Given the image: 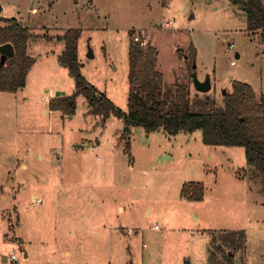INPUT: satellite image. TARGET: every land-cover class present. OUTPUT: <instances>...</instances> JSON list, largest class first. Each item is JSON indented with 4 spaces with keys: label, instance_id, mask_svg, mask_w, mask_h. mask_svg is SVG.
<instances>
[{
    "label": "rangeland",
    "instance_id": "374dc122",
    "mask_svg": "<svg viewBox=\"0 0 264 264\" xmlns=\"http://www.w3.org/2000/svg\"><path fill=\"white\" fill-rule=\"evenodd\" d=\"M0 7L1 17L39 35L28 46L35 63L25 87L0 90V264H264V175L244 147L206 144L201 129L128 133L123 119L94 114L83 94L72 114L52 108L76 91L59 61L58 36L69 28L82 30L84 76L124 111L130 30L158 50L165 88L183 83L220 105L234 81L264 94V44L260 31L248 32L240 5L0 0ZM193 72L210 76L209 92L196 88ZM188 185L201 197L184 196ZM232 231L244 235L237 248L223 240ZM11 251L18 260L5 262Z\"/></svg>",
    "mask_w": 264,
    "mask_h": 264
},
{
    "label": "trees",
    "instance_id": "16d2710c",
    "mask_svg": "<svg viewBox=\"0 0 264 264\" xmlns=\"http://www.w3.org/2000/svg\"><path fill=\"white\" fill-rule=\"evenodd\" d=\"M232 1L246 11L248 32L260 31L264 44V0ZM0 21L6 24L0 26V46L12 43L15 48V55L4 65L0 64V90L17 91L25 87L27 75L35 63V59L28 55V46L39 35H34L14 18L0 16ZM135 33V30L129 31V81L132 88L127 111L118 108L84 76L79 58L82 35L79 28H69L58 36L59 41L65 42L59 61L68 67L76 91L72 96L58 97L52 108L72 114L76 107L75 96L83 94L94 114L104 119L115 115L129 127L140 126L147 132L164 129L173 135L201 129L206 144L244 147L248 163L264 175V94L258 95L245 82L234 81L233 90L224 95V104L220 105L207 93L203 97L192 96L190 88L183 83L177 82L165 88L164 74L158 69V50L151 44L142 45V41H136ZM194 59L193 52L191 62ZM127 147H130L129 143ZM197 187L203 188L201 183ZM183 194L190 199L201 197V193L193 194L189 185L183 189ZM238 233H226L224 242L231 243L234 248L239 247L237 240H242L244 235ZM229 264H232L231 259Z\"/></svg>",
    "mask_w": 264,
    "mask_h": 264
},
{
    "label": "water",
    "instance_id": "95a60500",
    "mask_svg": "<svg viewBox=\"0 0 264 264\" xmlns=\"http://www.w3.org/2000/svg\"><path fill=\"white\" fill-rule=\"evenodd\" d=\"M0 10H1V7H0ZM0 52H1L0 64L4 65L8 58L13 57L15 55V48H14L12 43H5V44L0 46ZM90 56H93V54H91ZM236 57L237 58L240 57V54L238 52L236 53ZM193 68H196L195 64H194ZM192 77L194 79V82H195L194 84H195L196 88L200 92L206 93V92H209L211 90L212 82H211L210 76H208L205 80L201 81V80H199L197 73L193 72ZM57 95H61V92L58 91ZM127 131H128V133L130 132L129 126H127Z\"/></svg>",
    "mask_w": 264,
    "mask_h": 264
},
{
    "label": "built area",
    "instance_id": "2783aa9c",
    "mask_svg": "<svg viewBox=\"0 0 264 264\" xmlns=\"http://www.w3.org/2000/svg\"><path fill=\"white\" fill-rule=\"evenodd\" d=\"M135 39H136V41H141V40H139V37H136ZM141 44L142 45H146L143 41L141 42ZM234 49H235V44L231 43L230 46H229L230 52L233 53ZM234 60H235V57L233 56V61ZM34 204L35 205L37 204V205L41 206L42 205V201L40 199L36 198L35 201H34ZM154 228L155 229H159L160 226L159 225H155ZM9 260L12 261V262H16L18 260V257H17V255L14 252L11 251Z\"/></svg>",
    "mask_w": 264,
    "mask_h": 264
},
{
    "label": "crops",
    "instance_id": "0c3cea01",
    "mask_svg": "<svg viewBox=\"0 0 264 264\" xmlns=\"http://www.w3.org/2000/svg\"><path fill=\"white\" fill-rule=\"evenodd\" d=\"M2 10V9H1ZM53 92H51V95H50V97L52 98L53 97ZM131 128V127H130ZM130 133V132H129ZM86 147H90V145L89 144H87L86 145ZM93 148V147H92ZM95 148V147H94ZM131 162H132V160H131ZM25 167H27V165L25 164ZM131 169H133V166L131 165ZM36 198H38L36 195H33V199H36ZM131 199H133V197H131ZM34 203V202H33ZM33 203H32V205H33ZM35 205V204H34ZM37 205V204H36ZM150 210V209H149ZM120 211H124V208L123 207H121L120 208ZM150 212H151V210H150ZM27 256H28V254H27ZM4 261L5 262H8L9 261V258L7 257V256H5L4 257Z\"/></svg>",
    "mask_w": 264,
    "mask_h": 264
}]
</instances>
